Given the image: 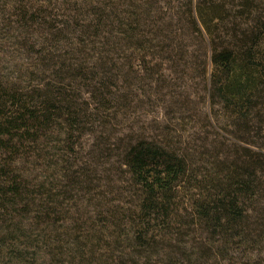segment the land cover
<instances>
[{"label":"trees","instance_id":"16d2710c","mask_svg":"<svg viewBox=\"0 0 264 264\" xmlns=\"http://www.w3.org/2000/svg\"><path fill=\"white\" fill-rule=\"evenodd\" d=\"M0 264H264V0H0Z\"/></svg>","mask_w":264,"mask_h":264},{"label":"rangeland","instance_id":"374dc122","mask_svg":"<svg viewBox=\"0 0 264 264\" xmlns=\"http://www.w3.org/2000/svg\"><path fill=\"white\" fill-rule=\"evenodd\" d=\"M74 210V209H73Z\"/></svg>","mask_w":264,"mask_h":264}]
</instances>
